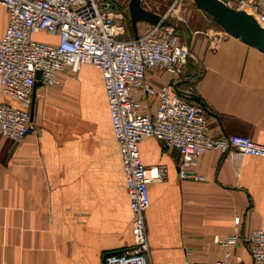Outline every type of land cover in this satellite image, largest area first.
I'll list each match as a JSON object with an SVG mask.
<instances>
[{"label":"crops","instance_id":"0c3cea01","mask_svg":"<svg viewBox=\"0 0 264 264\" xmlns=\"http://www.w3.org/2000/svg\"><path fill=\"white\" fill-rule=\"evenodd\" d=\"M7 24L0 4V38ZM150 25L139 22L138 35ZM176 28L194 58L178 80L156 68L146 82L168 85L193 104L184 94L199 96L212 137L241 135L264 145V53L223 30ZM130 32L127 40L135 38L131 24ZM59 79L52 87L37 83L34 129L24 140L0 136V264H104L107 254L135 244L102 72L83 64ZM3 103L20 106L0 84ZM140 155L166 171L149 185L150 264H253L246 238L264 229V158L209 150L184 177L181 155L161 141L145 139Z\"/></svg>","mask_w":264,"mask_h":264},{"label":"built area","instance_id":"2783aa9c","mask_svg":"<svg viewBox=\"0 0 264 264\" xmlns=\"http://www.w3.org/2000/svg\"><path fill=\"white\" fill-rule=\"evenodd\" d=\"M221 1L233 9L251 12L264 27V0ZM117 3L0 0L8 13V24L0 38V84L3 94L20 104H0V136L19 143L33 131L31 106L37 83L56 86L63 71L77 73L83 64L99 68L131 197L135 242L129 250L107 254L104 264H150L146 223L149 185L165 178L166 171L143 163L142 142L155 138L165 149L177 150L184 177L191 176L188 169L209 150L264 158V145L241 135L212 137L203 107L181 97L168 85L156 87L147 83V72L156 68L178 80L184 75L188 60L194 57L174 35L177 28L167 21L169 13L161 15L167 25H150L137 38H121L129 27ZM36 34L57 40L35 41ZM142 94L146 100L141 99ZM150 99L154 100V107L150 106ZM246 241L253 264H264V229L253 230ZM187 264L237 263L220 260Z\"/></svg>","mask_w":264,"mask_h":264},{"label":"water","instance_id":"95a60500","mask_svg":"<svg viewBox=\"0 0 264 264\" xmlns=\"http://www.w3.org/2000/svg\"><path fill=\"white\" fill-rule=\"evenodd\" d=\"M196 6L218 25L226 34L239 38L245 44L264 53V27L247 10H236L221 0H193ZM129 17L135 38L138 37L139 22H146L151 25H167L164 18L142 5V0H130L128 5ZM40 79V73L37 74ZM36 88V86H35ZM35 95V92H34ZM193 97L201 107L206 110V104L196 94H184ZM34 97L31 106V117L33 116ZM33 118V117H32ZM119 253V252H115Z\"/></svg>","mask_w":264,"mask_h":264},{"label":"rangeland","instance_id":"374dc122","mask_svg":"<svg viewBox=\"0 0 264 264\" xmlns=\"http://www.w3.org/2000/svg\"><path fill=\"white\" fill-rule=\"evenodd\" d=\"M129 1L130 0H117L118 9L123 13L126 24L128 21V27H130L131 24L128 10ZM142 5L147 10L162 16L169 13L167 21L178 28L185 26L191 29H217L222 31V29L213 22L210 16L203 13L196 6L193 0H142ZM182 35L183 34H181V36ZM128 36L132 37L131 32L126 34L124 39L129 38ZM33 39L39 42H54L53 39L45 34H36Z\"/></svg>","mask_w":264,"mask_h":264}]
</instances>
